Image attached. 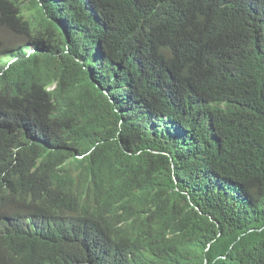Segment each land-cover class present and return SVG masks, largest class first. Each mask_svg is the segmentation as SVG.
<instances>
[{
  "label": "trees",
  "instance_id": "1",
  "mask_svg": "<svg viewBox=\"0 0 264 264\" xmlns=\"http://www.w3.org/2000/svg\"><path fill=\"white\" fill-rule=\"evenodd\" d=\"M0 264H264V0H0Z\"/></svg>",
  "mask_w": 264,
  "mask_h": 264
},
{
  "label": "clouds",
  "instance_id": "2",
  "mask_svg": "<svg viewBox=\"0 0 264 264\" xmlns=\"http://www.w3.org/2000/svg\"><path fill=\"white\" fill-rule=\"evenodd\" d=\"M95 196H99V197H101V196H103V195H101L100 193H96Z\"/></svg>",
  "mask_w": 264,
  "mask_h": 264
}]
</instances>
